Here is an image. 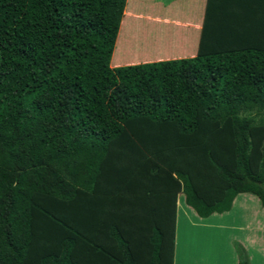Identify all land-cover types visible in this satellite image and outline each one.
<instances>
[{
  "label": "trees",
  "instance_id": "obj_1",
  "mask_svg": "<svg viewBox=\"0 0 264 264\" xmlns=\"http://www.w3.org/2000/svg\"><path fill=\"white\" fill-rule=\"evenodd\" d=\"M130 1L0 0V264H175L182 194L264 207V0L112 64Z\"/></svg>",
  "mask_w": 264,
  "mask_h": 264
},
{
  "label": "crops",
  "instance_id": "obj_2",
  "mask_svg": "<svg viewBox=\"0 0 264 264\" xmlns=\"http://www.w3.org/2000/svg\"><path fill=\"white\" fill-rule=\"evenodd\" d=\"M155 1L157 5L159 4V8H162L164 3L169 4L168 0ZM206 1L207 0H179V11L185 15V21L176 17L171 18L169 16L170 12L163 14L158 11L155 17L153 15L148 16L147 14L143 15L145 17H142V14L137 11L129 12L127 10L123 26L126 22L137 24L139 21H146L147 24L155 25V29L161 31V35H168L166 28L172 29V35L176 33L185 35L188 41L184 46L185 51L176 53L172 56H158L156 59L145 60V62L194 57L197 53L199 36L201 35L205 17ZM145 28L146 27H142L141 31ZM188 35H190V37ZM180 197L182 198H179L178 203L175 264H177L178 261V247L180 242L179 231L181 230V226L183 231L186 229L189 231V234L185 236L187 241L183 240L184 247L192 249H195V247H202L204 251L208 245H210V247H215L216 244L218 245L217 248H219L218 254L213 259H208V257L201 254V252L197 260L192 259L190 258L192 249L188 250L187 254L189 258L187 257L186 260L185 257L186 262L184 260L183 264H239L241 256L243 255L238 251L237 246L239 245L235 242H239L238 240L243 242L246 247L245 250L243 249L244 247L241 246L243 254L249 259L250 264H253L256 258L263 257L264 259V207L261 205L259 198L251 194L238 195L229 212L214 214L203 219L186 204L183 194ZM238 208L240 212L238 215H235ZM212 229L219 230V236H212L210 234ZM223 231H226V237L225 235L223 236ZM236 250L238 252H236ZM184 255L186 254L184 253Z\"/></svg>",
  "mask_w": 264,
  "mask_h": 264
},
{
  "label": "rangeland",
  "instance_id": "obj_3",
  "mask_svg": "<svg viewBox=\"0 0 264 264\" xmlns=\"http://www.w3.org/2000/svg\"><path fill=\"white\" fill-rule=\"evenodd\" d=\"M167 1V0H164ZM179 0H168V3H164V6L162 8H159V4H156L155 0H131L129 2L128 8L129 10H133L135 9V11H137L138 13L142 14V17H145L143 15H153L155 17V15L159 12H162L163 14H167L168 12H170L169 16L171 18H179L182 21H185L186 18H184V14L180 13L179 11ZM168 4V5H167ZM188 10V9H186ZM185 10V11H186ZM142 27H146L145 29H142ZM154 27V28H152ZM154 29V30H153ZM157 30V31H156ZM166 31H168V35H161V31H159L158 29H155V25L152 24H147L146 21H139V23L137 24H132V23H128L126 22L121 34L119 35L118 41H117V45H116V49H115V53H114V57L112 60V64H114V59H115V63L116 62H130V61H136V63L141 64L140 62L141 59L143 58L144 54H151V55H156V52L161 50V48L164 45V48H162L163 51H166L167 45H169V41H171V31L172 29L170 28H166ZM188 31V30H187ZM187 31H185L186 33H188ZM180 33V32H179ZM160 34V35H159ZM133 35H140V38L142 39H135L131 38ZM190 37V35H188ZM156 37H162L159 41V39H155ZM145 38V41H143ZM173 41V40H172ZM185 41L186 40H182L183 44L177 45L178 47L182 46L181 48H185ZM157 42H160V45L157 46ZM173 44H175L174 42H172ZM178 47H172L171 49H178ZM136 56L137 60H134L133 58ZM119 60H116V59ZM140 61V62H139ZM125 64H130V63H125ZM182 198V197H180ZM262 205V204H261ZM239 208L236 210V214H239ZM189 234V231H187V229L185 231H183V228L181 226V230L179 231V247H178V261L177 264H183L185 257L187 260L188 256V250H191L192 248H187L184 247V241H187V238H185V236H187ZM210 234L212 236H219V230L217 229H212L210 231ZM225 235L226 237V231H223V236ZM184 240V241H183ZM239 242L235 241L236 244H238L239 246H237L239 253H241L243 256H245L243 254V249L246 250V247L244 246L243 242H241L240 240H238ZM240 243V244H239ZM244 247L242 249V247ZM218 245L215 244V247L212 246L210 247V245H208L204 251L203 248L200 247H195V249L191 250L190 253V258L197 260L199 253L201 252V254L205 255L208 257V259L210 258H215L216 255L218 254L219 248H217ZM185 250V251H184ZM236 250V252H238ZM184 253L186 255H184ZM258 255V254H257ZM185 260V262H186ZM253 264H264V259L263 257L261 258H256Z\"/></svg>",
  "mask_w": 264,
  "mask_h": 264
}]
</instances>
